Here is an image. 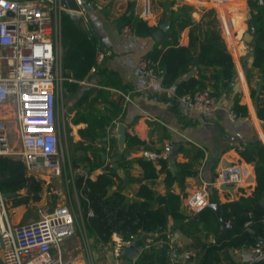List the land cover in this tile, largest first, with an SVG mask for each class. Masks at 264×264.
<instances>
[{
    "label": "trees",
    "instance_id": "trees-1",
    "mask_svg": "<svg viewBox=\"0 0 264 264\" xmlns=\"http://www.w3.org/2000/svg\"><path fill=\"white\" fill-rule=\"evenodd\" d=\"M176 1H161L165 12L157 25H150L147 20L135 16L132 9H128L119 20L118 26L122 29L130 25L136 35L151 36L161 30V24L167 22L168 30L162 33L154 49L147 55L163 68L162 85L170 87L176 84V93L179 97L199 88H210L219 96L220 89L234 81L236 66L222 37L216 11L214 9L205 11L201 20L197 21L192 17L194 10L192 5L179 4ZM221 1L225 7L228 5L227 0ZM249 7L252 11L248 20L249 31L254 35L253 67L258 69L264 79V3L258 4L257 0H249ZM186 28H190V43L183 46L179 41L182 31ZM62 47V74L66 79L64 86L70 97H73L78 92V82L84 80L92 68L96 66L99 68L97 65L99 45L87 28L77 25L65 12L62 19ZM195 67L196 74L178 82ZM103 71L106 72L107 79L116 77L113 71ZM114 85L124 89L120 80ZM252 97L256 100L258 117L264 121V95L257 98L256 88L252 87ZM233 112L237 117H244L248 114V108L240 104L238 98L234 103ZM105 119L104 113L93 108V105L76 114L74 123L84 121L88 123V127L80 131L86 141L73 143L71 158L74 167L88 161L91 172L96 167L104 165L103 155L97 153L94 143L100 138V130L105 129L108 123ZM127 144L126 151L119 156L117 164L126 169L130 181L140 183L135 195L129 196L124 192L127 183L123 180L119 182L117 168L109 165L103 167V172L98 174L96 179H92L89 174L80 175L75 181L80 193L85 227L91 237L108 242L115 233L124 238L148 233L157 235L155 241L166 242L161 246H156L153 242L143 249L133 264H172L173 250L167 243L171 220L172 229L181 230L197 241L198 251L194 258L197 264H223L224 253L234 249L252 248L259 239H264L263 143L256 142L238 148L242 158L240 161L254 165L256 185L250 194L240 188L243 195L238 198L228 201L214 198L212 202H219L221 205L222 219L209 207L193 214L183 210L182 197L171 190L175 182L183 184L188 177L197 175L198 159L204 156L202 150L194 151V147L191 149L181 147L180 151L189 157V161L175 162L169 166L167 159H160L157 162L140 157L127 160L126 156L134 149L145 145V141L137 136L128 135ZM88 150H92V158L87 156ZM80 151L86 155H79ZM134 164L142 169L140 177L130 175V169ZM162 173L166 174L169 188L165 194L153 188L155 180ZM44 186V180L29 175L27 165L21 157L0 155V191L3 194H10L6 201L11 207L27 206L32 202L42 201ZM90 212L93 215H89ZM228 222L231 223V227L226 229L225 224ZM204 230L214 234L215 242L201 241V231ZM255 264H264V260Z\"/></svg>",
    "mask_w": 264,
    "mask_h": 264
},
{
    "label": "crops",
    "instance_id": "crops-1",
    "mask_svg": "<svg viewBox=\"0 0 264 264\" xmlns=\"http://www.w3.org/2000/svg\"><path fill=\"white\" fill-rule=\"evenodd\" d=\"M85 1L88 5L90 18L82 20L81 26L87 28L95 36L99 45L98 54L101 51H110L111 54L97 64L99 68L96 66L84 80L78 82L79 89L73 97H70L64 86L66 79L62 82L58 127L61 138L63 133H66L74 143L81 140L86 141L82 138L80 131L85 130L88 123L84 121L74 123V118L78 112L91 105L104 113L108 123L105 125V129L100 130V138L94 143L97 153L103 155L104 165L96 167L91 172H89L91 166L88 161L78 167L71 165L70 175L72 178L76 181L80 175L88 176L90 174L92 179H96L97 175L103 172V167L109 165L117 168L118 181L123 180L127 183L124 192L129 196L137 193L140 183L130 181L126 169L117 164L119 156L126 151L128 145L127 139L123 150L119 144L118 125L124 123L127 137L128 135L137 136L145 141V145H141L130 153H138L144 149L161 151L167 144H170L169 158L173 165L175 162L189 161V157L180 151L181 147L187 149L194 147V151L200 149L204 152V156L198 159L197 175L188 177L183 184L175 182L171 186V190L182 197L183 210L189 212L185 206L187 197L204 187L210 190L212 200L218 198L221 201H228L238 198L243 195L240 188L245 189L247 194H250L256 185L253 164L245 162L246 181L244 186L230 191L215 184L223 168L242 159L239 154V147L250 146L256 142L264 144V141L251 140L257 136L264 140V121L258 117L256 100L252 97V87L256 88L257 98L264 95V79L260 76L258 69L253 67V40L249 42L245 38L246 32H250L247 9L231 8L228 5L225 10L214 9L220 23L222 37L228 52L234 59L236 76L231 84L220 89L219 110L215 113L202 114L192 109L188 103L182 100V97L177 95L176 84L165 87L162 85V78L150 83L143 75L140 62L154 49L158 41L154 34L139 36L133 32L126 36L118 26L119 20L128 9H132L135 16L143 19H145L144 12L149 10V18L145 20L150 25H157L165 12L161 5L162 0ZM186 1L183 4L194 7L192 17L197 21H200L204 12L209 10L196 8L194 0ZM216 2L217 0L214 1L215 4ZM163 24L168 25L167 22ZM189 31L190 28L182 31L180 45H189ZM61 50H63L62 39ZM103 70L113 71L116 77L107 79L106 72ZM196 70L197 67L193 68L178 82L193 76L196 74ZM118 80L121 81L124 89L114 85L117 84ZM84 97L85 100H83ZM238 98L240 104L247 106L248 114L232 119L231 112ZM79 155L86 154L80 151ZM87 156L93 157L92 150L87 151ZM78 169L83 173H76ZM141 174L140 166L134 164L130 169V175L140 177ZM41 177L48 180L45 175H41ZM47 183L49 182L47 181ZM153 188L162 194L168 191L165 173L159 175ZM73 192L76 195L81 214V199L76 183L73 184ZM24 206L13 207L12 210L16 212ZM189 213L193 214L192 212ZM13 223L21 224L22 221L16 217ZM172 226L173 220L169 224V239L167 241L173 250L172 264H197L196 259H194L198 251L197 241L181 230L172 229ZM201 234V241L203 242H212L215 239L213 233H207L205 230L201 231ZM153 242L156 246L166 243L163 240H153L147 246L152 245ZM251 255V248L230 250L222 255L223 264H249L248 260ZM124 262L128 264L126 259Z\"/></svg>",
    "mask_w": 264,
    "mask_h": 264
},
{
    "label": "built area",
    "instance_id": "built-area-1",
    "mask_svg": "<svg viewBox=\"0 0 264 264\" xmlns=\"http://www.w3.org/2000/svg\"><path fill=\"white\" fill-rule=\"evenodd\" d=\"M257 2L264 3L263 0ZM246 9L250 19L251 8ZM64 13L60 0H0V132L3 133L0 135V155L11 154L8 121L14 118L21 141V151L16 154L24 160L29 175L36 177L47 169L60 173L62 138L58 109L65 80L60 53ZM144 18H149V10L144 12ZM122 33L131 35L132 26H124ZM110 54V51H101L97 64ZM140 66L150 83L164 74L163 68L148 56L141 60ZM182 100L202 114L219 110V97L210 88L196 89L183 95ZM231 117L238 118L233 111ZM170 151L171 145L167 144L161 151L144 149L129 153L126 159L140 157L153 162L167 159L172 166ZM245 181V162L236 161L222 169L215 184L236 189L244 186ZM211 202L210 190L204 187L187 197L185 206L189 212L198 213ZM80 217L82 236L89 244L95 243L96 252L88 260H67L63 245L76 234L77 212L63 203L42 213L33 222L14 224L6 197L0 191V255L3 264H97L95 257L99 264H125L124 248L141 235L124 238L115 233L108 242L98 241L89 236L82 212ZM230 227V222L225 224L226 229ZM251 249L249 264L264 260V239H259Z\"/></svg>",
    "mask_w": 264,
    "mask_h": 264
},
{
    "label": "rangeland",
    "instance_id": "rangeland-1",
    "mask_svg": "<svg viewBox=\"0 0 264 264\" xmlns=\"http://www.w3.org/2000/svg\"><path fill=\"white\" fill-rule=\"evenodd\" d=\"M214 1L215 0H194V6H196V8L199 9H215V10L226 9V7L223 5L221 0H217L216 4L214 3ZM176 2L183 4L184 2L187 1L177 0ZM227 2H228V6H230L231 8L235 7L237 9H240L239 4L241 0H227ZM243 4L244 5L242 6V9L249 8V0L247 1L244 0ZM61 52L62 50L60 46V53ZM8 131H9L8 145L11 151L10 155L18 156L16 152L21 151V141L16 131L14 118L8 121ZM73 143L74 142L71 141V138H68V134L63 133L61 150L59 155V159L61 162L59 166L60 173L47 169L46 171L41 172L39 174L38 176L39 179H44L41 177V175H45L46 178L48 179V180L44 179L45 181L44 187L46 190L44 189L45 193L43 192L44 195L43 196L44 201L42 200L43 202L42 201L36 203L32 202L29 205L27 206L25 205L19 210H16V212L15 211L13 212L12 210L13 207H11L8 201H6V204L8 206L9 216L12 223L15 222L16 217H18V219H21L22 223L33 222L39 219L42 213L50 212L58 204L65 203L68 204L69 207L71 208L73 207L78 214L79 227L77 226L76 234L67 241H65L63 245L64 256L65 259L67 260H88L90 258V255L93 252H96V245L94 242H90L89 244L87 242V239L84 236H82L81 230L83 228V221L80 217V210L78 208L76 195L73 192V184L75 183V180L72 178V175H70V167L71 165L73 166L72 158H71L72 152L74 150ZM82 167L85 166L82 165ZM76 173L81 174L83 173V171L80 170L79 172ZM47 181L49 183H47ZM95 261L97 262V264H99V260L97 257H95ZM0 264H3L1 255H0Z\"/></svg>",
    "mask_w": 264,
    "mask_h": 264
},
{
    "label": "water",
    "instance_id": "water-1",
    "mask_svg": "<svg viewBox=\"0 0 264 264\" xmlns=\"http://www.w3.org/2000/svg\"><path fill=\"white\" fill-rule=\"evenodd\" d=\"M62 7L65 9V12L70 15V17L74 20L77 25H81L82 20L89 19V12H88V5L85 0H60ZM167 24L161 25V30L154 33V37L158 40L162 36L163 31L167 30ZM245 38L247 41H252L254 35L251 32H246ZM261 84V83H260ZM119 134V144L121 150L124 149V145L127 139V132H126V125L124 123H119L118 130ZM2 136L3 133L0 132ZM252 141H264L259 136L255 137V139H251ZM222 188L225 190L233 191V187L229 185H222ZM6 198L10 196V194H4ZM209 208H212L216 211L218 217L222 219V211L221 205L219 202H211L208 205ZM157 236L142 233L141 236L134 241L131 245H128L124 248V255L126 257V261L128 264H131L132 261H135L141 252L143 251L144 247L149 245L150 241L156 240Z\"/></svg>",
    "mask_w": 264,
    "mask_h": 264
},
{
    "label": "bare ground",
    "instance_id": "bare-ground-1",
    "mask_svg": "<svg viewBox=\"0 0 264 264\" xmlns=\"http://www.w3.org/2000/svg\"><path fill=\"white\" fill-rule=\"evenodd\" d=\"M244 0H241L240 4H239V8H242Z\"/></svg>",
    "mask_w": 264,
    "mask_h": 264
}]
</instances>
